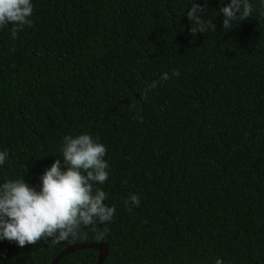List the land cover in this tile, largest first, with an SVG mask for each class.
<instances>
[{
    "label": "trees",
    "instance_id": "obj_1",
    "mask_svg": "<svg viewBox=\"0 0 264 264\" xmlns=\"http://www.w3.org/2000/svg\"><path fill=\"white\" fill-rule=\"evenodd\" d=\"M196 2L210 26L195 36L193 0H32L31 27L0 28V184L39 189L64 136L87 133L107 149L94 187L116 209L56 244L0 239V264H51L85 242L108 247L104 264H264V3L224 29L230 0Z\"/></svg>",
    "mask_w": 264,
    "mask_h": 264
},
{
    "label": "clouds",
    "instance_id": "obj_2",
    "mask_svg": "<svg viewBox=\"0 0 264 264\" xmlns=\"http://www.w3.org/2000/svg\"><path fill=\"white\" fill-rule=\"evenodd\" d=\"M205 7L193 0L187 12L188 20L192 24L195 22L190 28L193 36L197 32L195 25H200V32L210 26L198 15L205 11ZM219 12L224 16V29H231L233 21L249 19L254 8L250 0H230ZM32 14V0H0V28L12 25V39L17 38L18 31L24 26H32ZM172 75L178 77L180 73L174 71ZM169 78L168 73L161 76L162 81ZM157 83L152 82L146 91L155 89ZM129 107L135 108V105ZM60 151L62 159H55L43 171L39 189L24 179L6 180L0 184V239L15 242L19 247L42 239L56 244L77 238L82 226L106 224L113 220L115 207L106 205L107 194L94 187L109 179V165L105 160L107 149L99 142V137L87 133L66 135ZM7 158L8 152L0 151V165L5 164ZM129 202L139 206L140 199L132 194L125 204ZM215 264H223V260L218 258Z\"/></svg>",
    "mask_w": 264,
    "mask_h": 264
},
{
    "label": "water",
    "instance_id": "obj_3",
    "mask_svg": "<svg viewBox=\"0 0 264 264\" xmlns=\"http://www.w3.org/2000/svg\"><path fill=\"white\" fill-rule=\"evenodd\" d=\"M82 250H97L99 252V255L96 264H104L109 256V249L105 244L85 242L75 244L66 248L53 259L51 264H58L66 256Z\"/></svg>",
    "mask_w": 264,
    "mask_h": 264
}]
</instances>
